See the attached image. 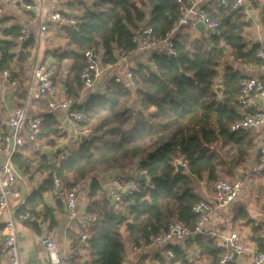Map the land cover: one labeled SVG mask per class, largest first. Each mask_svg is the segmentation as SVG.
Listing matches in <instances>:
<instances>
[{
  "label": "trees",
  "instance_id": "obj_1",
  "mask_svg": "<svg viewBox=\"0 0 264 264\" xmlns=\"http://www.w3.org/2000/svg\"><path fill=\"white\" fill-rule=\"evenodd\" d=\"M209 13L218 21L216 33L206 39L195 36L190 25L179 27L173 39L175 55L153 51L149 66L144 62L132 67L135 89L111 78L104 91L90 93L76 107L83 116L81 125L88 126L94 137L70 147L68 158L59 165L37 153L36 169L46 168L49 175L17 202V214L30 212L36 217L39 204L44 211L50 210L43 194L51 190L54 176L66 186L91 177L84 229L90 264H121L129 247L149 245L170 221L195 223L191 206L203 197L201 182L209 187L217 179H232L254 146L248 130H230V123L242 117L236 102L242 76L230 65L219 68L221 60L228 54L240 62L260 63L256 47H246L243 33L248 23L238 13L219 6ZM176 17V0H91L78 15L77 29L61 25L65 43L50 51L54 82L67 68L66 95L77 99L83 88L79 73L86 65L87 48L99 49L101 65L114 64L120 53L127 55L138 47L133 37L141 26L152 27L156 36L164 35ZM23 29L19 23L0 24V72L9 70L14 79L35 46L31 33L20 39ZM42 117L39 137L54 145L65 131L52 113ZM138 157V167L146 170L148 181L139 182L140 191L127 197L126 210L113 209L98 195L101 187L96 174L126 168ZM175 160H181L185 169L176 171ZM11 163L15 171L32 168L19 152L12 154ZM0 239L4 240L1 233ZM194 241L201 253L214 258L223 250L212 238L196 234ZM168 247L173 261L191 264L182 249Z\"/></svg>",
  "mask_w": 264,
  "mask_h": 264
},
{
  "label": "crops",
  "instance_id": "obj_2",
  "mask_svg": "<svg viewBox=\"0 0 264 264\" xmlns=\"http://www.w3.org/2000/svg\"><path fill=\"white\" fill-rule=\"evenodd\" d=\"M30 1L35 5L33 11L4 8L0 14L1 25L9 26L14 23H19L23 25L24 29L30 30L29 33L35 38V46L31 51V56L25 63L19 78L16 79L17 85L15 87L7 85L3 81L2 72H0V132L4 133L8 130L7 121L15 108L24 107L27 114L39 115L46 113L45 104L48 100L51 98L62 99L67 96L64 79L68 78L70 74L67 68H64L61 73L59 72L60 77H57L55 90L52 95L43 96L37 100H32L30 103L27 102L28 88L34 85V81L31 78V70L39 62H47L51 65L54 62V58L50 51L56 47H62L65 43L64 31L61 29V24L50 21L48 19L49 13L52 11H60L63 14L66 13L78 18L85 4L89 6L91 2L89 0ZM81 1L85 2V4H82ZM243 2V6L238 10L224 9L229 12L238 13L240 19L248 23L243 33L248 49L264 47V0H243ZM202 3L206 5L208 11H215L217 6L222 7L218 0H203ZM44 20H47V28L49 30L47 35L45 31L44 37L41 38L40 26L37 28V25L41 24ZM191 28L194 30L195 36L199 37L203 35L207 39V31H199L192 26ZM153 51L164 52L163 44L151 47H138L127 54L122 62L114 63L111 67L100 64V55L98 59L102 72L98 76L97 84L94 85L91 91L82 88L77 98L80 97L83 102L90 93L101 92V88H106L109 79L122 75L124 71L123 64L125 62H128L131 67H135L139 63H148ZM65 63L68 64L70 61L67 60ZM224 65L232 66L241 76L259 77L264 74V70L260 68L259 63L240 62L228 54L221 60L219 68ZM216 81L219 83L220 78L218 77ZM237 109L242 116L252 111V109L240 106ZM52 114L62 130L65 131V135L58 137L54 145L45 144L44 138L41 137L31 139L27 136L26 130H24L23 144L21 146L15 147L14 149L10 147L8 150L0 151V164L8 159L11 160L14 152L21 153L31 161L32 168L28 172L16 168V173L21 177L17 183V187L24 195L31 193L49 175L46 168L36 169L38 162L37 153L39 155H45L46 160L56 164L63 150L76 147L80 142V138L77 140V135L84 126L80 122L73 121L66 111L56 110ZM242 130L249 131L248 136L254 143L253 148L249 150L245 163L236 169L235 175L232 178H239L241 180L242 192L230 208L216 210L211 215L204 232L198 235L206 239L212 238L215 245L220 247V249H224L225 241L223 237L235 231L241 235L245 245L253 251L264 249V172L251 170V167L258 160L259 152L257 149L264 143V126ZM140 159L141 157L136 158L126 168H110L96 174L101 187L98 195L105 197L109 206L113 209L118 208L113 206L108 199L106 193L107 180L116 173L121 174L125 178H136L140 171L138 167ZM90 180L91 177H87L73 185L76 187L77 210L82 215V223L71 218L65 208L63 200L53 198L50 190L43 194L44 205L50 209L49 211H44V206L39 204L37 206V221L33 225L24 220L18 221L16 233L19 241L18 251L21 264L46 263L47 254L40 240L41 236H50L54 239L59 251L72 252L74 254V264H88V256L85 249L86 244L82 237L84 235L86 236L84 229L86 228V207ZM146 181H148V177H146ZM211 185L206 187L205 182H201L202 198L212 199L214 191ZM17 202L13 199L10 200V204L14 209ZM1 223L2 217L0 219ZM0 233L4 237L3 229ZM195 236L191 235L183 239L175 238L170 240L166 245L149 244L140 248L131 246L121 264H178V262L173 261L174 257L170 259L167 255V250H171L168 247L169 245L182 249L191 264H215L214 257L199 251L194 241ZM2 240L0 239V249ZM0 264H8L6 255L2 249L0 250ZM231 264H252V253L247 252L244 255L237 256Z\"/></svg>",
  "mask_w": 264,
  "mask_h": 264
},
{
  "label": "built area",
  "instance_id": "obj_3",
  "mask_svg": "<svg viewBox=\"0 0 264 264\" xmlns=\"http://www.w3.org/2000/svg\"><path fill=\"white\" fill-rule=\"evenodd\" d=\"M203 0H176L177 17L173 26L165 32L164 35L156 36L150 26H141L138 33L134 35L133 40L138 43V47H151L163 44L164 52L167 55H175L174 36L179 27L194 24L201 21L206 26L207 35L216 33L218 21L214 19ZM220 5L225 9L238 10L243 6V0H218ZM4 8L19 9L23 11H33L35 5L30 0H0V14ZM40 9V7H39ZM50 21L58 22L61 25L71 26L77 29L80 19L72 15L61 13L60 11H52L49 13ZM47 28V20L40 24V37H44ZM195 28V27H194ZM28 35L26 29L22 30L20 39ZM137 47V48H138ZM256 57L260 60L259 66L264 70V47L256 49ZM86 65L79 73L80 81L83 89L92 90L102 72L99 64V49L95 47L87 48L84 51ZM126 55L120 53L116 63L122 62ZM113 64H107L111 67ZM124 71L122 75L116 76L114 80L131 89L137 87L132 67L125 62L123 64ZM3 81L11 86L17 85L9 70H4ZM54 70L47 62H39L33 66L31 70V78L34 81L33 87L28 88L27 102L37 100L43 96L52 95L55 90ZM105 87L101 88L104 91ZM101 91V92H102ZM98 93V92H97ZM238 106L252 109L240 118L234 119L230 123L231 131H239L242 129L258 128L264 126V74L262 76H242L239 80V92L236 96ZM82 100L73 97H64L62 99L51 98L45 104L46 113H52L56 110L66 111L68 116L75 122L83 120L82 113L76 108ZM44 114V113H43ZM30 115L26 113L24 107L15 108L7 121V132H0V151L8 150L10 147L21 146L23 144V132L26 130L27 136L31 139H37L41 133L42 115ZM84 137V140H91L94 132L88 127L81 128L77 135V140ZM68 150H63L59 155L56 165L60 161L67 159ZM256 172H264V143L260 147L258 160L251 167ZM143 174L147 177L145 169H140L136 178H125L119 173L114 174L106 182V193L110 203L116 208L124 211L127 208V197L140 191L138 176ZM20 176L14 170L11 160L8 159L0 164V219L2 217L4 240L1 243V249L4 251L8 264H21L18 251V237L16 233V225L18 221L25 220L34 224L37 218L30 212L17 214L14 207L11 206L10 200L20 201L24 198V194L18 189L17 183ZM214 194L212 199L201 198L195 201L191 206V211L196 216L195 223L190 226L182 220L170 221L166 228L155 234L150 244L166 245L172 239H183L187 236L201 234L204 232L205 226L209 223L211 215L216 210L228 209L239 198L242 192V182L239 178L227 179L220 178L212 183ZM51 195L53 198L62 199L65 208L71 218L79 223L83 222L82 215L77 210V195L75 186H66L56 176L53 177ZM4 216V218H3ZM83 239L86 238L84 235ZM225 241L224 249L216 254L215 264H231L234 255H244L247 252L252 253V264H264V251L249 249L240 234L235 231L223 237ZM40 240L44 245L47 261L45 264H73L74 254L69 251H59L54 239L50 236H41ZM169 258H173L172 250H167ZM89 264V263H88Z\"/></svg>",
  "mask_w": 264,
  "mask_h": 264
},
{
  "label": "water",
  "instance_id": "obj_4",
  "mask_svg": "<svg viewBox=\"0 0 264 264\" xmlns=\"http://www.w3.org/2000/svg\"><path fill=\"white\" fill-rule=\"evenodd\" d=\"M194 27L199 30V31H206V26L201 22V21H197L195 24H194ZM147 65L149 66L150 63L148 62ZM221 90V87L220 86H217L216 88V91H220ZM80 141L81 142H84V137H81L80 138ZM258 152L260 151V148L257 149ZM174 165L176 167V171L180 172L182 170L185 169V164H183L181 161L179 160H175L174 161ZM139 182H143L146 180V177L143 175V174H140L139 178H138ZM237 255L235 254L234 255V258H236Z\"/></svg>",
  "mask_w": 264,
  "mask_h": 264
},
{
  "label": "rangeland",
  "instance_id": "obj_5",
  "mask_svg": "<svg viewBox=\"0 0 264 264\" xmlns=\"http://www.w3.org/2000/svg\"><path fill=\"white\" fill-rule=\"evenodd\" d=\"M89 1H91V0H89ZM89 1H88V3H89ZM90 3H91V2H90ZM39 26H40V24L37 25V28H39ZM57 29H58V28H57ZM48 30H49V28H47V30H46V35H47V33H48ZM26 31L29 33L30 30H27V29H26ZM41 38H42V37H41Z\"/></svg>",
  "mask_w": 264,
  "mask_h": 264
}]
</instances>
